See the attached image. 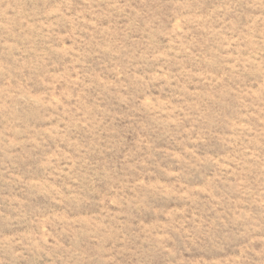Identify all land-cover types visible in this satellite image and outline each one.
<instances>
[{
	"label": "rangeland",
	"instance_id": "obj_1",
	"mask_svg": "<svg viewBox=\"0 0 264 264\" xmlns=\"http://www.w3.org/2000/svg\"><path fill=\"white\" fill-rule=\"evenodd\" d=\"M0 264H264V0H0Z\"/></svg>",
	"mask_w": 264,
	"mask_h": 264
}]
</instances>
